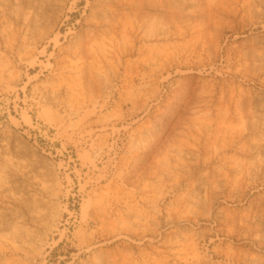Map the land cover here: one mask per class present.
Instances as JSON below:
<instances>
[{
	"label": "rangeland",
	"instance_id": "rangeland-1",
	"mask_svg": "<svg viewBox=\"0 0 264 264\" xmlns=\"http://www.w3.org/2000/svg\"><path fill=\"white\" fill-rule=\"evenodd\" d=\"M0 264H264V0H0Z\"/></svg>",
	"mask_w": 264,
	"mask_h": 264
}]
</instances>
